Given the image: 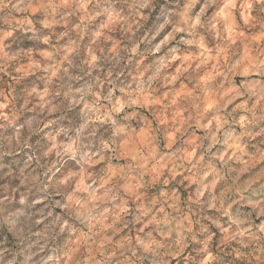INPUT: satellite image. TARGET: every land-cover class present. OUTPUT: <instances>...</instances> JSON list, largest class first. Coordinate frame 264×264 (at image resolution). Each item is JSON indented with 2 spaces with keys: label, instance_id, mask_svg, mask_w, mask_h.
Listing matches in <instances>:
<instances>
[{
  "label": "clouds",
  "instance_id": "9594fccd",
  "mask_svg": "<svg viewBox=\"0 0 264 264\" xmlns=\"http://www.w3.org/2000/svg\"><path fill=\"white\" fill-rule=\"evenodd\" d=\"M0 264H264V0H0Z\"/></svg>",
  "mask_w": 264,
  "mask_h": 264
}]
</instances>
